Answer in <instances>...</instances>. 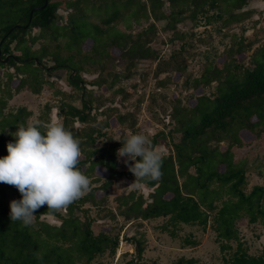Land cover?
Masks as SVG:
<instances>
[{
    "label": "trees",
    "instance_id": "1",
    "mask_svg": "<svg viewBox=\"0 0 264 264\" xmlns=\"http://www.w3.org/2000/svg\"><path fill=\"white\" fill-rule=\"evenodd\" d=\"M249 1L148 0L147 8L141 0H47L46 6L45 0H0V71L14 69L17 75L22 76L16 88L11 87L13 74L7 71L3 73L6 81L3 85L0 82V157L7 155V143L15 140L11 133L21 124L27 125L32 115L24 107L5 113L7 98L18 90L38 95L44 87H52V83L45 80V75L64 71L68 86L78 95L76 100L80 108L64 104L58 115L64 128L79 140L82 156L78 168L91 181L90 190L61 212H51L47 205L40 207L34 212L35 219L29 226L10 220V203L5 200L4 189L0 188V264H99L94 262L95 258L108 249L112 254L115 252L119 233L125 226L129 231L134 229L132 238L127 241L134 246L135 258L128 264H146L142 260L146 242L144 233L140 231L142 223L165 217L169 221L166 226L177 228L184 224L202 231L211 228L223 254L221 264H264V246L257 253H250L235 226L242 218L251 224L260 222L264 225V186L255 185L246 193L245 162L236 163L232 154L233 148L242 147L244 143L240 137L242 131L264 128V38L259 43L254 41L255 46L254 42L246 44L240 39L234 43L236 50L228 52V60L210 63L203 75L193 82L192 93L185 100L177 97L171 101L172 109L161 110L165 113L163 115L157 111L162 130L154 134L141 131L131 112H121L115 106L103 108V102L93 90L86 88L87 82L81 76L83 73L94 74L96 77L88 84L111 92L118 78L127 80L134 77L140 70L137 68L135 73L132 69L147 62L155 64L156 77L166 74V78L156 83L155 89L160 91L172 81V75L185 70L184 60L183 63L179 60L185 50L181 46L182 52L171 54L164 63L160 52L152 45L157 33L155 22H163L166 29L174 30L183 21L195 23L199 17H205L207 23L221 21L223 26H227L249 15V12L242 11ZM164 5L169 9L167 14L162 9ZM61 6L71 12L67 22L60 25L58 22L62 17L58 10ZM35 8L39 9L34 10L30 17ZM16 10L21 15L16 26L21 28L4 22V16ZM209 11H215V14L208 16ZM92 18L96 21H90ZM140 19L147 22V26L133 34L130 21L139 25ZM120 24L124 29L118 27ZM11 28L14 29L10 31ZM33 29H37V34L30 36ZM182 35H176V38ZM29 36L32 44L40 39L49 42L62 38L65 42L62 48L56 46L54 51H49L44 44L31 51L30 45H26ZM84 43L91 44L87 47ZM62 49L69 54L62 56ZM241 54L248 59L247 64L237 58ZM47 58L53 62V67L45 64ZM118 65H124L126 73L121 75L111 70ZM212 84H216L214 91L204 94L202 91ZM197 89L201 91L195 94ZM113 91L111 99H104V102L108 100L112 104V98L120 93L122 97L116 102L123 105L129 90L117 88ZM161 98L165 99L164 96ZM150 99L152 101L153 98ZM189 101L194 105L186 104ZM46 109L49 111V107ZM92 110L100 117L92 115ZM58 115L51 112L50 123L57 122ZM101 117L104 119L99 120ZM112 121L120 126L131 123L130 129L134 134L148 135L154 150L162 136L180 135L173 151L162 155V177L139 182L140 190L149 192L137 193L133 189L115 197L114 210L105 207L111 184L113 181L119 183L122 178L133 181L135 177L128 170L132 161H128L126 170L118 169V162L123 157H118L116 151L122 144L106 138L104 133ZM75 123L81 127L75 128ZM171 123L173 128L170 129ZM164 127L169 129L167 133ZM97 137L104 139L101 147L95 145ZM124 137L121 134L119 140ZM221 143H227L224 150ZM97 168L100 172L96 174ZM18 196L21 199L19 192ZM91 208L97 209L99 219L105 224L115 223L116 216L121 217L124 223L118 229L115 228L118 225L109 229L106 225L101 226L94 234L91 225L95 220L88 216ZM79 209L84 214L83 218L75 215ZM41 217L57 218L58 224H49ZM114 228L118 233L109 235L108 232H114ZM170 234L174 237L173 233ZM231 242L236 244L234 250ZM64 243L70 245L64 247ZM177 264L195 262L181 258Z\"/></svg>",
    "mask_w": 264,
    "mask_h": 264
},
{
    "label": "rangeland",
    "instance_id": "2",
    "mask_svg": "<svg viewBox=\"0 0 264 264\" xmlns=\"http://www.w3.org/2000/svg\"><path fill=\"white\" fill-rule=\"evenodd\" d=\"M67 2V0H63ZM141 2L149 5L148 0H141ZM165 13L169 12V9L166 5L162 8ZM242 11L249 12V15L245 17L242 21L237 23H231L227 26H223L221 21L207 23L205 17H199L197 22L183 21L179 23L175 29H166L165 24L155 22L156 27V42H152L157 52H160L161 60L164 63H167L168 58L171 54L176 52H182L181 46H184L185 52L181 53L180 61L184 60L185 70L182 73H177L172 75V81L168 82L164 88L161 87V90L158 91L155 89L156 83L158 80H163L166 78V74H160L158 77L155 75V64L151 65L150 63H141L139 66H136L132 69V72L138 68L140 71L136 73L134 77L130 79H123L122 77L118 78L117 83L113 87L112 91L105 92L104 89H98L97 87H92L88 84L89 81L93 80L96 76L93 74L83 73L81 76L87 82L86 88L91 89L94 92V95L98 97L100 101L103 102L106 107H118L121 112H131L136 121L138 127L141 128L145 134H154V132L161 131L162 127L159 122V111L162 115L165 114L161 110L169 111L172 108L171 101L176 100L177 97H180L181 100H185L188 94L192 93V86L195 80H198L201 75H203L206 67L210 63H222L223 61L228 60V52L232 50L234 52L237 48V45L234 46V43H238L240 39L244 43H259L264 38V0H251ZM70 10H66L61 6L58 10V14L62 17V21L58 24H64L67 22L68 14ZM241 12V11H239ZM215 14V11H209L208 16ZM92 15H89L91 17ZM21 20V15L16 11H11L4 16V22L10 25H18ZM90 21H96L95 18L90 19ZM141 21V19H140ZM132 27L130 31L136 33L142 27L147 26V22L141 21L139 25L135 24L132 20L130 21ZM120 29H124V25L120 24L118 26ZM37 34V29L32 30V35ZM184 34L181 38L176 35ZM30 36L26 38L27 46L30 47L31 51L38 50L43 44L48 48L49 51L56 50V46L62 48L65 40L60 38L58 41L49 42L40 39L33 44L30 42ZM48 38V37H47ZM50 39V38H48ZM254 42V43H255ZM253 45H257L256 43ZM85 44V43H84ZM91 43H86L87 47ZM14 44L11 45V50H13ZM253 46V47H254ZM239 47V45H238ZM251 51L249 50L248 53ZM60 54L66 56L69 54L66 50H61ZM238 59L241 58L243 64L248 63V59H244V54H241ZM45 64L49 67H53V62L50 59H45ZM124 65L120 67L117 66L114 72L123 75L126 73L124 70ZM7 71L10 74H13L11 80V87L16 88L19 78L22 76L17 75L14 69H4L0 71V82L6 81V77L3 76V73ZM107 72V71H106ZM105 72V73H106ZM138 74V75H137ZM45 80L49 83H52V87H44L40 94L34 95L27 90H18L15 93H12L11 98H7V105L5 113L14 112L20 107L26 108L31 112V117L28 119V123L33 120H39L43 123L49 120V114L52 112L53 115L59 114V110L64 104H70L74 107L80 108L78 101V95L76 92L72 91V87L68 86L66 82V73L64 71H56L52 74L45 75ZM133 89L131 88L132 85ZM216 84L207 86L202 92L204 94L214 91ZM104 87V86H103ZM127 89L129 90V95H127L126 100L123 102V105L119 106L117 104V98L122 97L120 93L116 94L112 99L114 100L112 104L107 101L104 102V99H111L113 90L115 89ZM200 89L195 91V94L200 93ZM158 92V93H157ZM72 95V97H68ZM162 96L165 99L161 98ZM153 98L152 102L150 98ZM121 99V98H120ZM183 104V102H182ZM189 106H193L194 102H186ZM46 107H49L46 109ZM102 108V107H101ZM51 109V110H50ZM156 111V113H154ZM90 113V111H88ZM151 113V114H150ZM91 114L100 117L99 113L92 110ZM114 115L116 113H113ZM104 117H101L102 120ZM57 122L62 124V118L58 115ZM54 120V121H56ZM255 120V118H253ZM170 121V120H169ZM131 123H125L123 126L116 124L114 121L111 122L109 128L104 130L106 138H111L114 141L120 139V135L123 134L127 136L129 133H133V130L130 129ZM75 128H80V124H74ZM168 128H173V123H171ZM167 127H164L165 132H168ZM135 133V132H134ZM133 133V134H134ZM148 136V135H147ZM180 135L178 133H172L171 135L162 136L158 144L154 147L161 155L170 153L173 151L174 144H177L179 141ZM240 137L244 140L242 147L233 148V160L236 163L241 161L245 162V176H246V185L244 191L247 193L255 185L264 186V128L257 127L253 129L252 132L242 131ZM104 139L97 137L95 145L98 147L102 146ZM107 144V142H106ZM227 146V143H221L220 147L224 150ZM173 155V154H172ZM125 158L120 159L118 162V169L124 171L127 168L125 164ZM193 172V169H191ZM100 172V169H96V174ZM104 177V176H102ZM134 181V180H133ZM133 181L120 179L113 181L110 188L108 189L107 196L108 202L105 204L114 210L116 203L115 197L123 196L131 190H136L137 193L142 192L147 194L148 190H140V186L135 187L131 184ZM124 182V183H123ZM0 188L4 189L6 201L10 203L12 200H19L18 191L14 190L12 186L0 183ZM60 210L59 212H61ZM77 210L75 215L79 218H83V212ZM99 214H102L100 212ZM66 215V214H63ZM95 221L91 225V229L94 234H96L101 226H107L108 229L112 226L119 228L123 225L124 221L121 217L116 216V222H108L105 224L104 220L99 219L98 211L96 208H91L89 215ZM90 217H87L88 219ZM86 218V217H85ZM45 222L49 224H58V219L53 217H41ZM169 224L168 217L159 218L156 220L145 221L142 223V228L140 231L145 235V252L143 255V262L146 264H177V262L184 258L185 260L193 259L195 264H221L223 254H221L219 249V244L216 240V235L211 228H208L205 231H202L199 228L191 227L188 225H178L176 227L166 226ZM235 226L238 230L239 237L243 241V245L248 249L250 253L259 252L264 246V225L260 222L251 224L246 218H242L235 223ZM124 227V231H128V234L124 231L119 233L118 245L115 252L112 254L110 249L106 250L102 255L95 258V263L99 264H128L130 259L135 258L134 256V246L131 242L127 240L132 238L134 229L130 230ZM114 228V232L109 231L108 234L114 236L118 233L117 229ZM128 230H127V229ZM170 233H173L174 237H171ZM188 244H186L185 243ZM60 244V243H59ZM233 250L235 249V242H231ZM64 247L69 246V243H64ZM230 253V252H228ZM228 253L225 255L228 256ZM126 254L127 256H123ZM81 264V263H78Z\"/></svg>",
    "mask_w": 264,
    "mask_h": 264
},
{
    "label": "clouds",
    "instance_id": "3",
    "mask_svg": "<svg viewBox=\"0 0 264 264\" xmlns=\"http://www.w3.org/2000/svg\"><path fill=\"white\" fill-rule=\"evenodd\" d=\"M11 135L15 140L7 143V155L0 157V183L14 186L21 194V199L9 204L12 222L29 226L40 207L47 205L51 212L66 209L90 190V179L78 168L80 142L61 123L37 119L19 125ZM116 141L122 144L117 156L125 158V164L132 161L128 170L135 177L134 187L162 177V155L147 135L129 133Z\"/></svg>",
    "mask_w": 264,
    "mask_h": 264
},
{
    "label": "water",
    "instance_id": "4",
    "mask_svg": "<svg viewBox=\"0 0 264 264\" xmlns=\"http://www.w3.org/2000/svg\"><path fill=\"white\" fill-rule=\"evenodd\" d=\"M46 4H47V0H45V5H44V6H46ZM44 6H43V7H44ZM36 9H39V8H35V9H33V10L31 11V13H30V17H31V15H32L33 11L36 10ZM15 28H21V26H15ZM13 29H14V28H11L10 31H12Z\"/></svg>",
    "mask_w": 264,
    "mask_h": 264
}]
</instances>
